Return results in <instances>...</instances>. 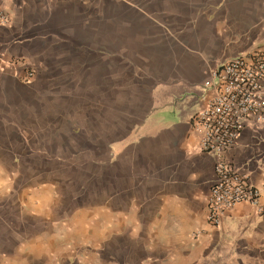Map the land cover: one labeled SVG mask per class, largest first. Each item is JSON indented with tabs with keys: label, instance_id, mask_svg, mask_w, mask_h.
Segmentation results:
<instances>
[{
	"label": "crops",
	"instance_id": "obj_1",
	"mask_svg": "<svg viewBox=\"0 0 264 264\" xmlns=\"http://www.w3.org/2000/svg\"><path fill=\"white\" fill-rule=\"evenodd\" d=\"M0 3L10 15L0 26V264H214L240 244L264 246V215L249 203L208 224L215 158L191 124L212 94L210 71L264 49V0H121V139L106 126L100 159L93 120L83 158L78 110L46 79L25 78L49 22L62 27L61 0L57 10L56 0ZM226 158L264 202V123Z\"/></svg>",
	"mask_w": 264,
	"mask_h": 264
},
{
	"label": "rangeland",
	"instance_id": "obj_2",
	"mask_svg": "<svg viewBox=\"0 0 264 264\" xmlns=\"http://www.w3.org/2000/svg\"><path fill=\"white\" fill-rule=\"evenodd\" d=\"M60 4L61 29L57 21L49 22L32 54L37 60L34 77L47 80V92H62L64 109L78 110L79 155L83 158L86 146L92 144L86 125L93 120V151L100 159L105 156L101 136L106 126L111 130L110 141L121 139V45L125 44L121 0H61ZM69 25L76 28L73 36ZM82 168L85 176V165ZM100 170L98 165L95 171ZM81 183L86 184L85 180ZM225 254L214 264H264V246L240 244L233 254Z\"/></svg>",
	"mask_w": 264,
	"mask_h": 264
},
{
	"label": "built area",
	"instance_id": "obj_3",
	"mask_svg": "<svg viewBox=\"0 0 264 264\" xmlns=\"http://www.w3.org/2000/svg\"><path fill=\"white\" fill-rule=\"evenodd\" d=\"M10 23V15L0 3V26ZM34 76L30 69L25 78ZM203 103L191 124L199 134L201 150L215 158V175L207 199V222L222 225L226 213L236 205L249 203L263 216L261 190L250 177L236 170L226 152L238 142L247 126L264 123V49L237 54L210 71Z\"/></svg>",
	"mask_w": 264,
	"mask_h": 264
}]
</instances>
